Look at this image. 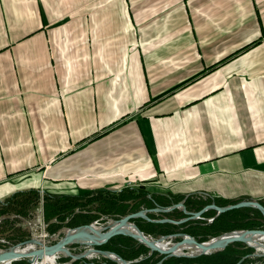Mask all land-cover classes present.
<instances>
[{
	"label": "crops",
	"instance_id": "1",
	"mask_svg": "<svg viewBox=\"0 0 264 264\" xmlns=\"http://www.w3.org/2000/svg\"><path fill=\"white\" fill-rule=\"evenodd\" d=\"M126 188L264 205V0H0V201Z\"/></svg>",
	"mask_w": 264,
	"mask_h": 264
},
{
	"label": "rangeland",
	"instance_id": "2",
	"mask_svg": "<svg viewBox=\"0 0 264 264\" xmlns=\"http://www.w3.org/2000/svg\"><path fill=\"white\" fill-rule=\"evenodd\" d=\"M121 191H123L127 196L132 198V199H129L128 202H126V204L128 206L123 207L124 209L129 211L127 214L134 213V212H137L139 210H144V209L145 210L154 209L157 204H158V206L165 207V206H162V204H164L165 202H162V200H160V197L158 195H152L150 192H148L144 189L126 188V189H123ZM121 191L114 192V193H112V192H101V193L92 192V193H82V194H78L75 196H68L67 198H71L72 200L75 199L76 203H78L79 205L76 206L70 214H66L63 216V222H60V220H58L57 218H53L50 220H46L44 218V207L43 206H44L45 201H48L47 199H49V198L44 196V195L39 194L38 202L35 203L34 207L32 209H30L26 214L23 215V214H14V213H3L0 215V250H7L11 247L13 248L14 246H18L21 243L26 242V241L31 240V239L40 240L47 245L53 244L54 242H56L58 240V238H60L62 236V235H60V236H57V235L64 228H74V227L68 226L74 220L79 221V222H85V225H86V224H90L93 222H97L99 224H104L109 219L110 220L119 219L120 217L117 218V216L111 212H109V213L102 212L100 209H98V206H99L100 202H104V200H106L107 198L108 199L110 198L109 194H116L117 195ZM14 196L0 201V210H2L3 208H6L8 201L10 202V200H12V198ZM44 198H46V200H44ZM64 198H66V197H64ZM50 199H52V198H50ZM153 202H155L156 204L153 205ZM211 203H208L207 205H209ZM183 204H184V202H183ZM234 204H236V203H234ZM216 205L220 206V207L227 206V205L221 206L218 204H216ZM229 205H233V204H229ZM166 207H168V206H166ZM187 211L197 212L196 210H187ZM232 211H233V213H230ZM174 213H176L175 214L176 216H181L180 214L182 213V211L180 209H175V210H173L167 214H157L155 212H151V213H147V217L150 219H153V220H158V219L168 218V217H165L164 215L170 216ZM212 213L215 214V216H213ZM224 215H226V216H224ZM123 216H125V215H123ZM221 216H222V219L220 221H217V222L214 221V220H217V218H219ZM184 217H186V216L183 214L182 218H184ZM201 218L202 219L185 222L179 226L173 225V226H175V228H174V230L170 231V233H168V235L176 234V233H184L186 235L191 236L194 239L196 238L195 240L197 242H199V240H201L203 238L205 239V241H207L211 238H214L216 236H219L223 233L230 232V231L252 230L250 228V226H253L255 223H261L262 225L258 229H253V230H264V218L259 219L257 217V214L252 212L251 208L234 209V210H230V211L225 212V214L222 213L219 215L214 210H208L204 214L201 215ZM168 219H171V218H168ZM173 220H179V219H173ZM133 222L134 223L138 222L142 227L146 228V230H151V229L154 230V228L147 226V224L149 222H146L142 219H136ZM58 224H61V225H59L60 228L57 229L55 232H53L55 229V225H58ZM151 224H154V223H151ZM154 225H156V224H154ZM188 230H190L191 233H193V234L185 233V231H188ZM215 231L218 232L217 235H215V236L209 235V233L215 232ZM55 236H57L56 239L52 240V238ZM147 236L154 238V239L160 237V236L154 237L152 235H147ZM161 236H164V235H161ZM174 241H179V238H176ZM110 243H111V250H112V247H114V248H118L122 251L124 249H126L127 251H130V250L136 249V247L138 245H141L138 242H129L127 240H115V241H111ZM262 243H263V241H262ZM235 244H239L237 248L239 250L241 249L242 251H244V256H242L236 262V264H264V256H257L258 254H264L263 248L252 249V248H249L245 244H242V243H231L228 246L235 245ZM104 245H102V246H104ZM102 246L97 247V249L102 250L101 249ZM141 246H143V245H141ZM20 247L23 248L25 246H20ZM33 248L38 249L39 245H35ZM85 249H87V248L79 247V246H71V250L74 254H78V253L84 251ZM111 250H108V251L114 253ZM248 250H249V252H247ZM103 251H105V250H103ZM214 254H216V253H214ZM209 255H212V254H209ZM204 256H206V255H204ZM150 257H151V259H150ZM162 258H163V256L156 253V252L149 255V250H148L147 254L141 255L137 259H130L127 261L136 260L137 262L132 263V264H136V263H139L142 260H146V259H149V262H152V261L156 262L158 260L160 261ZM169 259H177L178 262H176L175 264H189L188 261L191 259H195V258L171 257V258L165 259L164 261H167ZM181 259H185V261H179ZM78 261H83V262L85 261V262L94 263V264H100L103 262L106 264L107 263L113 264L112 261L106 260L100 256H91V257H88L87 259L78 260ZM164 261H162V263ZM74 262L75 261L70 262V259L66 258V257H60L58 260H56L57 264H65V263L66 264H73ZM158 262H156V264H158ZM12 264H27V263L24 261H13Z\"/></svg>",
	"mask_w": 264,
	"mask_h": 264
},
{
	"label": "water",
	"instance_id": "3",
	"mask_svg": "<svg viewBox=\"0 0 264 264\" xmlns=\"http://www.w3.org/2000/svg\"><path fill=\"white\" fill-rule=\"evenodd\" d=\"M239 208H251L257 210L264 218V206L254 200H243L236 204L222 207L217 206L212 202L197 212L187 211L183 201L172 204L168 207L156 205L154 209L139 210L116 220L109 219L104 224L93 222L74 228H64L57 235L62 236L53 244L47 245L40 240L31 239L18 246H14L20 247L31 245L34 247L35 245H39L38 249L32 248L29 251L20 253L13 252L10 248L7 250H0V264H3L5 261L9 262V264L13 261H24L27 264H43L50 258L58 260L60 257L69 258L70 262H73L84 260L91 256H100L115 264H132L137 262L136 260L127 261L115 253L97 249V247L106 244L110 239L116 236H124L133 239L139 244L145 246L149 250V255L154 252L162 255L163 258L158 264H161L162 261L171 257L198 258L200 256L218 253L223 251L231 243H242L252 249H264V243L254 240V238L258 237L257 240L264 241V230L230 231L207 241L197 242L194 238L184 233L164 235L154 239L140 231L133 222L136 219H142L154 224H171L179 226L188 221L202 219L201 215L208 210H214L219 215ZM175 209H180L186 217L179 220L168 218L153 220L147 217V213L155 212L157 214H167ZM57 236L53 237L52 240L56 239ZM176 238H179V241H174ZM253 241L256 246L248 244ZM71 246H79L87 249L78 254H74L71 250ZM257 256H264V254H258ZM100 264L106 263L103 262Z\"/></svg>",
	"mask_w": 264,
	"mask_h": 264
},
{
	"label": "trees",
	"instance_id": "4",
	"mask_svg": "<svg viewBox=\"0 0 264 264\" xmlns=\"http://www.w3.org/2000/svg\"><path fill=\"white\" fill-rule=\"evenodd\" d=\"M101 192H105V191H99V193ZM110 198L104 200V202H100L98 209H100L102 212L104 213H113L117 216V218L126 215L129 211L124 209L123 207H127L128 205L126 204V202L129 201L130 198L129 196H127L123 191H121L119 194H109ZM39 200V194L35 191H30L27 193H19L17 195H15L12 200H10V202L8 201L7 207L3 208L2 210H0V215L3 213H14V214H26L30 209H32L34 207V204L37 203ZM44 200H46V198H44ZM48 201H45L44 203V218L46 220H50L53 218H57L58 220H60V222H63V216L66 214H70L74 208L76 206H78L79 204L76 203V200H72L71 198H52V199H47ZM188 199L185 201L184 205L186 207L187 210H200L203 206L207 205V204H202V205H197L194 206L193 204L190 206L189 205V201ZM162 206H169L167 204H162ZM252 212L257 214V217L259 219H263V217L261 216V214L254 209H251ZM230 213H233L230 212ZM176 213L168 216V215H164L165 217L171 218V219H180L182 218L183 214L181 213V216H176ZM213 214V213H212ZM225 214V213H224ZM211 215V214H210ZM228 215V214H227ZM223 216V215H222ZM222 216L217 218V220L214 221H220L222 219ZM226 216V215H224ZM57 220V221H58ZM137 225V227L145 234V235H152L154 237L157 236H161V235H168V233H170V231L174 230L175 226L170 225V224H151L148 223L147 226L154 228V230H146V228L142 227L138 222L135 223ZM61 224L55 225V229L53 232H55L57 229L60 228ZM80 225H85V222H79V221H72V223L68 226L70 227H77ZM262 224L261 223H255L253 226H250V228L253 229H258ZM218 231V230H217ZM185 233H189V234H193L191 233L190 230L185 231ZM218 232H211L209 233V235L215 236L217 235ZM196 239V238H195ZM115 240H127L129 242H136L134 240H132L131 238L128 237H124V236H116L114 238H112L107 244H105L104 246H102V250L108 251L111 250V241H115ZM205 241V239H201L199 240V242ZM110 243V244H109ZM239 244H235V245H230L228 247L225 248V250H223L222 252L216 253V254H212V255H206V256H201L195 259H191L189 260V264H236V262L242 257L244 256V251H242L241 249L239 250L238 247ZM114 253H116L117 255H119L121 258H123L124 260H130V259H137L139 258L141 255L147 254L148 253V249L144 246L138 245L136 247V249L127 251L126 249H124L123 251L118 249V248H114L112 247V250ZM249 252V250L247 251ZM153 256V255H152ZM151 259V257H150ZM159 261V260H158ZM156 261V262H158ZM179 261H185V259H181ZM156 262L152 261L149 262V259L146 260H142L139 263L136 264H156ZM176 262H178L177 259H169L167 261H164L162 264H175ZM112 263V262H111ZM73 264H94V263H88V262H83V261H75ZM108 264V263H107ZM114 264V263H113Z\"/></svg>",
	"mask_w": 264,
	"mask_h": 264
},
{
	"label": "bare ground",
	"instance_id": "5",
	"mask_svg": "<svg viewBox=\"0 0 264 264\" xmlns=\"http://www.w3.org/2000/svg\"><path fill=\"white\" fill-rule=\"evenodd\" d=\"M257 238H254V240L258 241V242H260V241L262 242V240H259V239L257 240ZM263 243H264V241H263ZM248 244L251 245V246H256L254 241L253 242H249ZM32 248H33V246L27 245V246H25V248L13 247V248H10V250L13 251V252H16V253H20V252L29 251ZM256 249H260V248H256ZM55 263H56V259L50 258L43 264H55ZM3 264H9V262L5 261ZM10 264H12V262Z\"/></svg>",
	"mask_w": 264,
	"mask_h": 264
},
{
	"label": "flooded vegetation",
	"instance_id": "6",
	"mask_svg": "<svg viewBox=\"0 0 264 264\" xmlns=\"http://www.w3.org/2000/svg\"><path fill=\"white\" fill-rule=\"evenodd\" d=\"M213 216H215V214H213Z\"/></svg>",
	"mask_w": 264,
	"mask_h": 264
}]
</instances>
